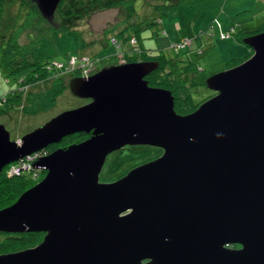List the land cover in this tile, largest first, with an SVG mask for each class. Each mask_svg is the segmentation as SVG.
Listing matches in <instances>:
<instances>
[{
	"label": "water",
	"instance_id": "water-1",
	"mask_svg": "<svg viewBox=\"0 0 264 264\" xmlns=\"http://www.w3.org/2000/svg\"><path fill=\"white\" fill-rule=\"evenodd\" d=\"M33 1L50 21L61 0ZM243 43L251 55L206 77L216 94L187 114L144 79L158 61H142L72 77L91 101L19 140L0 123V170L92 130L36 159L44 177L0 209V231L45 233L0 264H264V30ZM138 144L162 153L99 180L108 154Z\"/></svg>",
	"mask_w": 264,
	"mask_h": 264
},
{
	"label": "rangeland",
	"instance_id": "rangeland-1",
	"mask_svg": "<svg viewBox=\"0 0 264 264\" xmlns=\"http://www.w3.org/2000/svg\"><path fill=\"white\" fill-rule=\"evenodd\" d=\"M75 1L66 0L65 7L69 6L67 3ZM136 2L142 6L133 19L155 18L157 20V24L150 26L147 24L140 32L142 43L146 48L163 50L170 54L169 47L172 40L179 38L183 33L192 39L188 44L190 47L186 49L187 53H191L192 60L195 59L202 67L197 74L198 99L207 97L211 92L204 86L203 81L206 77L234 66L233 64L249 52L248 47L243 42L236 41L233 34L223 38L221 33L231 31L234 24L237 25L239 22L247 24L249 33L264 30V6L254 0H136ZM124 19L125 10L119 7L96 9L89 14L84 13L70 24L74 31L64 32L67 30H63L64 39L56 34V30L51 31L50 37H55V40L52 39L48 47L42 48V50L45 49L42 52L53 54L52 56H57L56 58L59 59L65 53L79 55L83 52L88 56L94 55L95 63L98 60L100 63L120 61L121 53L128 46L122 42L118 43L120 46L114 45L104 31L107 29H112L111 33L119 31L122 24H125L122 23ZM230 21L233 23L231 24ZM49 25L58 26L55 21L50 24L44 23L41 25L43 31ZM37 26L39 28V25ZM37 28L33 25L24 31L18 37L20 44L27 42L30 35H39ZM242 30L244 31L243 28ZM240 34L242 33L239 31L238 36ZM109 36L113 35L109 33ZM194 49H201L202 53L198 56L194 53ZM6 73V71L0 73V91L3 93L13 88L16 78L21 75L15 74L6 80L4 77ZM52 76L33 84L29 89V100L26 101L28 112L16 109H11L8 113L0 111V123L6 127L12 138L20 139L25 132L39 127L62 111L80 104L81 100L74 96L68 87L64 91L57 90L61 82ZM66 82L65 79L64 83ZM7 105L5 103V106ZM156 152L157 149L154 147L131 146L110 153L101 169L99 180L101 182L112 180L135 162L154 157Z\"/></svg>",
	"mask_w": 264,
	"mask_h": 264
},
{
	"label": "trees",
	"instance_id": "trees-1",
	"mask_svg": "<svg viewBox=\"0 0 264 264\" xmlns=\"http://www.w3.org/2000/svg\"><path fill=\"white\" fill-rule=\"evenodd\" d=\"M65 1L66 0H61L59 2L53 19L49 21L42 16L33 0H0V73L2 71L8 73L4 76L6 80L15 76V74H21L16 78L13 88L5 93L0 91V111L8 113L9 110L16 109L24 111L25 113L28 112L26 101L29 100V89L33 84L49 79L52 73V77L59 79L61 82L60 88L57 90L64 91L67 90L68 87L67 82L64 83L65 76L71 77L74 74L84 75L87 70L89 73L97 67L100 61L98 60V62L95 63V58L93 59L94 55L88 56L83 52L79 55L65 53L62 54L59 59L56 58L57 56H52L53 54L42 52L45 50H42V48L45 46L48 47V43L51 42L52 39L55 40V37H50L51 31L56 30V34L64 39L65 37L62 32L63 30H67L64 32H69L73 29L70 24L74 19L84 15V13L89 14V12H93L96 9L105 10L115 7L125 10V19L124 22H122L125 24H122V28L115 33L110 32L112 29L105 30V35L109 37L110 42L114 45L120 46L118 43L122 42L128 46V48L125 47L124 52L121 53V58L129 55V57H138L140 60L144 61H158L159 66L149 73L147 77L148 82L151 86L171 90L175 98L174 109L177 113L184 114L193 111L199 102L201 103L208 97L198 99L199 83L197 79L185 78L183 76L185 72L193 71L197 73L200 68H202L195 59L192 60L191 53H187L186 49L190 47L188 44L192 39L186 36L172 40L169 47L170 54L165 53L163 50L146 48L142 43L140 32L147 24H149V26L157 24V20L155 18H144L142 20L133 19L135 13L137 14V12L140 11V6H142L139 5L136 0H76L70 4L67 3V5H69L67 7H65ZM131 19L133 20L131 21ZM54 21L58 25L57 27L49 25L43 31L41 27L42 24H50V22ZM33 25H35L36 28L38 27L37 25H39V28H37L39 35H30V39L27 40V42L20 44L18 37ZM239 31L242 34L238 36ZM259 31L261 30L249 33L247 28L237 24L232 27L229 34H233L238 41L243 42L244 37ZM109 33L113 36L110 37ZM186 40L188 43L183 42ZM174 43H181L182 45L175 47L173 46ZM246 46L249 52L235 64L242 62L251 55L252 52L250 47L248 45ZM194 53L199 56L202 50L194 49ZM73 57L76 58V61L71 63L70 60ZM58 64L62 66L60 67ZM70 70L73 72H69ZM5 103L8 105L5 106ZM82 138L84 137L81 133L64 137L63 145L78 142ZM11 139L14 140L16 138L11 137ZM53 148L54 147L51 149L53 150ZM140 162H142V160L135 162L130 167ZM11 166L20 167V164L17 161L10 163L4 167V172L0 174V207L6 205L11 200L17 199L23 191L40 181L46 173L44 170L36 169L30 165L31 168L22 169L18 174H11L10 176L12 177H9ZM130 167L126 168L124 172L116 177L124 175ZM41 237L42 235L40 233H36L37 242L41 240ZM229 246L234 247L238 245L231 244Z\"/></svg>",
	"mask_w": 264,
	"mask_h": 264
},
{
	"label": "flooded vegetation",
	"instance_id": "flooded-vegetation-1",
	"mask_svg": "<svg viewBox=\"0 0 264 264\" xmlns=\"http://www.w3.org/2000/svg\"><path fill=\"white\" fill-rule=\"evenodd\" d=\"M142 61H144V60H140L138 57H129V55L128 56H126V57H124V58H121L120 57V61H116V62H112V63H103V62H101L97 67H95L93 70H91L87 75H72L71 77H69V76H65V78H64V80L67 78V85L69 84V81H70V79L72 78V77H85V76H90V75H92V74H94L95 72H97L98 70H100L102 67H104V66H109V65H111V64H123V63H129V62H142ZM69 72H73V71H69ZM197 74H198V72L196 73V72H193V71H188V72H185V74L183 75L185 78H196L197 79V81H198V77H197ZM148 75L149 74H147V75H145L144 76V79L148 82V79H147V77H148ZM199 83V82H198ZM148 84H149V82H148ZM204 84H205V81H204ZM150 85V84H149ZM205 86H206V84H205ZM68 88H69V85H68ZM70 90V89H69ZM210 90V89H209ZM211 92H210V94L208 95V97L206 98V99H208V98H210L211 96H213L214 94H216V92L215 91H212V90H210ZM78 99H80L81 101H80V104L79 105H77L76 107H78V106H81V105H84V104H87V103H89L90 101H91V99L90 98H79V97H77ZM175 99V98H174ZM205 99V100H206ZM203 102V101H202ZM201 102V103H202ZM200 104V102L198 103V105ZM174 105H175V102H174ZM197 105V106H198ZM184 114H187V113H184ZM78 133H81V134H83V137L84 138H82L80 141H82V140H85V139H87V138H89L90 136H91V133H92V130H90L89 132H84V131H82V132H78ZM78 133H74V134H78ZM74 134H72V135H74ZM72 135H69V136H72ZM68 136V137H69ZM67 137V136H66ZM64 139V138H63ZM63 139L59 142V143H57V144H51V145H49V146H47L45 149H43V152H41V156H44V155H46V154H48V153H50L51 152V148L52 147H54L53 148V150L54 149H56V148H58V147H65V146H67V145H69V144H71V143H69V144H65V145H63ZM79 142V141H78ZM131 146H148V145H140V144H138V145H125L124 147H122V148H127V147H131ZM149 147H153V146H149ZM122 148H120V149H122ZM154 148H156L157 149V152H156V154L154 155V157H152V158H147V159H144V160H142V162H140V163H137V164H135V165H133L132 167H130L129 168V170L130 169H132V168H134L135 166H138V165H140V164H142V163H145V162H147V161H149V160H152V159H154V158H156V157H158L159 155H161V153H162V150L160 149V148H157V147H154ZM120 149H118V150H120ZM52 150V151H53ZM118 150H115V151H118ZM115 151H113V152H115ZM113 152H111V153H113ZM37 153L36 152H34V153H31V154H29V156H33V155H36ZM40 155V154H39ZM39 155H36V159H37V157L39 156ZM109 155V154H108ZM27 156V155H26ZM26 156H24L23 158H25ZM40 156V157H41ZM107 158V157H106ZM18 161V160H17ZM14 162H16V161H14ZM35 162V161H34ZM34 162H31V166L33 167V163ZM11 163H13V162H11ZM10 164V163H9ZM7 166V165H6ZM4 172V167L2 168V170H0V174L1 173H3ZM8 172V171H7ZM6 172V173H7ZM128 172V171H127ZM126 172V173H127ZM8 175V174H7ZM11 174H9V177H12V176H10ZM123 176V175H122ZM119 177H115V178H112V180H107V181H102V182H111V181H113V180H116V179H118ZM16 199H14V200H11V201H9L6 205H3V206H1L0 207V209H2V208H4V207H7V206H9V205H11L14 201H15ZM36 233H40L41 235H42V237H41V240H42V238H43V236L45 235V233L44 232H35V231H23V232H21V231H16V232H14V231H10V232H6V231H0V254H7V253H13V252H18V251H21V250H24V249H26V248H31V247H34V246H36L39 242H37L36 241ZM34 242V243H33ZM234 247H239V245L238 246H234Z\"/></svg>",
	"mask_w": 264,
	"mask_h": 264
},
{
	"label": "built area",
	"instance_id": "built-area-1",
	"mask_svg": "<svg viewBox=\"0 0 264 264\" xmlns=\"http://www.w3.org/2000/svg\"><path fill=\"white\" fill-rule=\"evenodd\" d=\"M228 35H230L229 32H227V33H221V36H223V38L228 37ZM183 42L188 43L187 40L186 41H183ZM181 45H182L181 43L180 44L179 43H174L173 44V46H175V47H179ZM75 61H76V58H74V57L70 60L71 63H73ZM58 65L60 67L62 66L60 64H58ZM87 74H88V70L86 71V73L84 75H87ZM41 152H42V150L36 152L37 153L36 155H39L40 154L37 157V159L41 156ZM36 155H33V156L27 155L25 158L19 159L17 162H19L20 167L11 166V168L9 170V173L10 174H18V172L20 170H22V169H28L30 167V165H31V162H34L36 160Z\"/></svg>",
	"mask_w": 264,
	"mask_h": 264
},
{
	"label": "crops",
	"instance_id": "crops-1",
	"mask_svg": "<svg viewBox=\"0 0 264 264\" xmlns=\"http://www.w3.org/2000/svg\"><path fill=\"white\" fill-rule=\"evenodd\" d=\"M254 1H256L257 3H261V6H264V0H254ZM260 6V7H261ZM234 21V23H237L235 20H233ZM230 23L232 24L233 22L232 21H230ZM227 24V23H226ZM239 25H242L243 27H246L247 29H248V27H247V24H245V23H243V22H239L238 23ZM235 26H236V24H234ZM229 26H231V25H229ZM186 35L187 34H181V36L179 37V38H181V37H186ZM188 37V36H187ZM236 41H238L237 39H236Z\"/></svg>",
	"mask_w": 264,
	"mask_h": 264
},
{
	"label": "clouds",
	"instance_id": "clouds-1",
	"mask_svg": "<svg viewBox=\"0 0 264 264\" xmlns=\"http://www.w3.org/2000/svg\"><path fill=\"white\" fill-rule=\"evenodd\" d=\"M14 140H19V139H14Z\"/></svg>",
	"mask_w": 264,
	"mask_h": 264
},
{
	"label": "bare ground",
	"instance_id": "bare-ground-1",
	"mask_svg": "<svg viewBox=\"0 0 264 264\" xmlns=\"http://www.w3.org/2000/svg\"><path fill=\"white\" fill-rule=\"evenodd\" d=\"M42 233V232H41Z\"/></svg>",
	"mask_w": 264,
	"mask_h": 264
}]
</instances>
